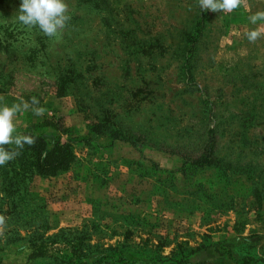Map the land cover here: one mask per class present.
<instances>
[{"label":"rangeland","instance_id":"rangeland-1","mask_svg":"<svg viewBox=\"0 0 264 264\" xmlns=\"http://www.w3.org/2000/svg\"><path fill=\"white\" fill-rule=\"evenodd\" d=\"M20 3L0 0V96H36L47 111L19 131L74 158L46 175L25 147L0 167V264H201L208 245L264 264V39L243 35L250 13L67 0L49 38L14 19Z\"/></svg>","mask_w":264,"mask_h":264},{"label":"clouds","instance_id":"clouds-1","mask_svg":"<svg viewBox=\"0 0 264 264\" xmlns=\"http://www.w3.org/2000/svg\"><path fill=\"white\" fill-rule=\"evenodd\" d=\"M202 11L222 12L231 14L241 8L250 14L247 19L253 27L243 35L251 44L264 39V9L252 11L249 0H197ZM14 19L29 29L38 28L46 37L62 36L71 16L67 0H21L19 10ZM34 116L43 117L47 111L40 106L36 96L21 99L19 102L8 104L0 96V167L17 159L25 146H33L38 136L19 131L18 118L28 112ZM7 218L0 215V235L6 228Z\"/></svg>","mask_w":264,"mask_h":264},{"label":"trees","instance_id":"trees-1","mask_svg":"<svg viewBox=\"0 0 264 264\" xmlns=\"http://www.w3.org/2000/svg\"><path fill=\"white\" fill-rule=\"evenodd\" d=\"M104 128L105 127L102 126L101 124H95L93 127V131L97 134H104L106 129ZM106 130L110 131L114 135V137H116L118 134L117 132L112 131L110 127L107 128ZM29 134L33 136H38L33 146L31 147L25 146V147L31 150L37 156L38 158L37 166L39 171H41L43 174L48 175L55 173L58 169L67 168L69 166L74 156L68 144L56 143L52 148H49V144L44 136L37 135L35 133H29ZM214 151H215L214 148L212 147V145H210V147L207 149L206 153L204 154V157L198 160L196 163H198L200 167L211 165ZM207 247L200 248L197 251L199 252L201 251V249L203 250Z\"/></svg>","mask_w":264,"mask_h":264},{"label":"crops","instance_id":"crops-1","mask_svg":"<svg viewBox=\"0 0 264 264\" xmlns=\"http://www.w3.org/2000/svg\"><path fill=\"white\" fill-rule=\"evenodd\" d=\"M196 257L201 264L216 261H224V264H226L227 261L225 260L227 258L223 257L222 253H220V251L212 245L196 253Z\"/></svg>","mask_w":264,"mask_h":264}]
</instances>
